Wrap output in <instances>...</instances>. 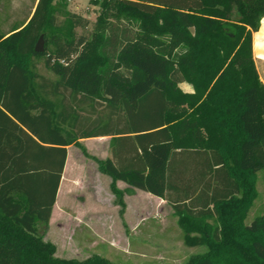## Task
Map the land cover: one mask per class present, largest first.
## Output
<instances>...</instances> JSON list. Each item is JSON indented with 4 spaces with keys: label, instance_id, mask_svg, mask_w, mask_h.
<instances>
[{
    "label": "trees",
    "instance_id": "obj_1",
    "mask_svg": "<svg viewBox=\"0 0 264 264\" xmlns=\"http://www.w3.org/2000/svg\"><path fill=\"white\" fill-rule=\"evenodd\" d=\"M53 1L0 32V264H112L58 259L38 231L67 147L101 136L112 158L98 170L116 201L117 180L166 199L186 244L207 248L186 264H264V213L245 222L257 173L264 179V84L252 54L264 0H102L89 35L72 32L88 20L69 13L72 28L46 41ZM34 57L57 78L37 73ZM175 162L185 171L172 180ZM196 189L208 197L191 198Z\"/></svg>",
    "mask_w": 264,
    "mask_h": 264
},
{
    "label": "rangeland",
    "instance_id": "obj_2",
    "mask_svg": "<svg viewBox=\"0 0 264 264\" xmlns=\"http://www.w3.org/2000/svg\"><path fill=\"white\" fill-rule=\"evenodd\" d=\"M102 0H54L52 14L54 27L46 28L45 40L49 33L71 29L68 14L74 13L88 20L86 27H73L76 36L90 34L100 12ZM13 3L17 8L28 10L35 6L36 0H3L0 8ZM6 10V8H5ZM9 12L8 11H5ZM20 16L0 15V26L8 29L13 22H21ZM261 26V22H260ZM260 28V27H259ZM44 39V38H43ZM44 47V40H43ZM52 45L47 43L46 54ZM260 68L263 63L255 58ZM35 70L52 80L57 76L45 66L44 57H34ZM182 92H188L192 86L187 82L179 85ZM78 144L68 147L65 172L56 195V208L51 225L45 229L38 227L43 240L54 245L53 256L58 259L82 262L97 255L112 264H186L190 258L207 251L204 245L189 246L186 244L185 231L179 226L178 217L167 208L159 213L146 216L136 225H125L116 219L112 211L106 222L98 211L94 213L95 203L109 202L104 189L94 192V185L104 188L105 182L98 174L97 160L105 157V141L103 139L79 140ZM257 190L253 207L245 219L249 223L255 216L264 213V179L262 172L257 173ZM104 210V209H103ZM146 211V210H145ZM108 213V212H107ZM97 215V216H96ZM215 224L213 219L206 221ZM190 237H198L199 233L190 232Z\"/></svg>",
    "mask_w": 264,
    "mask_h": 264
},
{
    "label": "crops",
    "instance_id": "obj_3",
    "mask_svg": "<svg viewBox=\"0 0 264 264\" xmlns=\"http://www.w3.org/2000/svg\"><path fill=\"white\" fill-rule=\"evenodd\" d=\"M0 1H3V0H0ZM36 2H37V0H36ZM15 5L13 3L7 4V2H6V4L4 5L5 7L0 8V15L2 14V12H4L5 17L11 15V16H20L21 18H25V16L26 17L28 16V18H29L31 16L33 10H34V7H35V6L31 7L27 13L26 8L25 9L24 8L23 9L17 8ZM5 8H6V10H5ZM8 10H9V12L5 13V11H8ZM28 18H26V20H28ZM26 20L24 22H26ZM8 30H9V28L8 29H2L0 26V32L5 33V32H8ZM253 53H254L255 58L258 59V61H260L261 63H263V66H262L263 68H260V69L256 65V62H255V65H256L257 72L259 74V78L264 84V17L261 20V26H260L259 30L257 32L253 33ZM192 91L193 90L191 89L188 92H192ZM92 139H96V140L103 139L105 141V157L101 158V159H111L112 158V151H111V144H110L111 143V136L91 137V138H84V139H80V140H92ZM68 147H67V149H68ZM174 158H175V161H178V159H180L181 157L175 155ZM65 163H66V161H65ZM184 171L185 170L183 168H181L179 163L175 162L174 167L169 169V174L171 175V177H172L171 179L173 180V178H176L177 176L178 177L182 176ZM64 172H65V164L63 167L60 183L62 181ZM98 174L104 180L105 185H104V188L100 187L98 185H94V192H99V191H102L104 189V192L107 194V199H109V202L106 203V202L100 201L98 203H95V205H96L95 210L96 211L94 213H96L98 211V216L100 217L102 215V217H104L106 222L109 221L108 219H110V216L112 215L113 210L115 211L116 219H118V221L120 223L125 224V225H136L137 223L141 222L144 219L145 214H146V216L153 215L154 213H159L161 211V209H163V208L164 209L167 208L173 212L170 203H168V201L166 199L155 196L151 193L142 191L140 189L130 187L126 182H124L122 180H117L115 182V186L118 190L123 192V195L121 198L122 202H123V206H121L116 201V196L113 193V191L111 190V187H110L111 178H110V176L107 174L101 173V172H99ZM185 175H187V173H185ZM204 180L208 181L209 175H205ZM60 183H59V185H60ZM256 191H257V196H256V198H257L258 197L257 183H256ZM57 192H58V190H57ZM199 192H200V190L196 189L195 191L192 192V194L189 192V196H191V198H196V197L200 198L201 197L203 199H206L208 197L209 191L205 190L202 194H200ZM171 194H173V192H171ZM178 194H179L180 199H184L185 200L184 202L187 203L188 199H186L183 191L182 190L179 191ZM56 195H57V193H56ZM198 195H201V196H198ZM256 198L254 199L251 208L253 207ZM55 208H56V201L52 207L51 216H50V219L48 222L49 226L52 223Z\"/></svg>",
    "mask_w": 264,
    "mask_h": 264
},
{
    "label": "water",
    "instance_id": "obj_4",
    "mask_svg": "<svg viewBox=\"0 0 264 264\" xmlns=\"http://www.w3.org/2000/svg\"><path fill=\"white\" fill-rule=\"evenodd\" d=\"M43 50V38L42 35L39 37L36 45H35V51H42Z\"/></svg>",
    "mask_w": 264,
    "mask_h": 264
}]
</instances>
